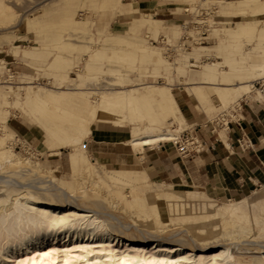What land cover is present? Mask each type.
<instances>
[{"label":"bare ground","instance_id":"1","mask_svg":"<svg viewBox=\"0 0 264 264\" xmlns=\"http://www.w3.org/2000/svg\"><path fill=\"white\" fill-rule=\"evenodd\" d=\"M61 1V30H69V34L57 37L58 43L53 48L60 53L49 62L50 52L31 48L24 52V58L33 63H47L54 77L70 83L72 88L37 87L33 90L29 87L21 102L31 110L35 126L56 142L54 154L63 149L72 150L68 165L74 177L84 173L101 183L76 185L75 188L80 190L77 197L76 191L63 186L25 185L1 180L0 264L56 261L59 262L55 264H244L233 257L229 249L222 246L208 248L207 243L214 239V235L242 238L255 233L264 237V198L247 197L218 204L203 189L188 187L195 190L179 191L161 182L149 183L146 174L137 169L127 173H105L103 178L88 164L83 140L91 135V122L87 116L95 117L98 112L101 120L103 115L110 117L126 111L127 117L123 119L131 123L132 148L171 144L179 134L187 131H181L187 126L170 87L136 84L131 89H124L122 84L130 71L150 72L153 78L175 71L178 77L187 79L185 87L191 90L193 99L205 115L218 111L212 102L213 97L220 99L223 105L238 104L251 93L255 82L264 80V2L201 0L202 5L216 3L225 14H241L251 20L237 18L235 27L215 32L218 39L215 47H201L186 54L178 61L184 65L173 67L158 50L146 47V43L137 37L142 27H146L152 38L162 31L151 18L141 17L138 9L120 12V15L131 18L128 35L104 31L94 33L95 25L89 17L84 26H79L75 16L98 11L106 0ZM2 11L3 7L0 13ZM45 15L28 21V28L42 29ZM260 24L263 28L258 27ZM165 35L176 39L179 34L170 31ZM95 43L119 54L104 57L90 52ZM210 51L221 63L185 64L189 58L198 60ZM85 55L88 60H85L83 70L75 79L70 78L71 71L79 69V63L83 61L77 59L74 63L71 56ZM220 64L227 69L221 70ZM99 78L107 80V90L100 92L95 87ZM87 84L92 88L84 89ZM10 94L16 96V103L19 102L18 90L5 92L0 98V114L8 106ZM95 95L99 97L97 104L90 101ZM136 123L143 125L135 127ZM175 123L177 129L167 128ZM6 130L7 134L0 138V170L24 165L18 155L4 148L12 136V132ZM122 185L131 188L130 200L121 194L119 186ZM102 189L108 196L119 198L133 216L143 220L142 227L130 231L115 217L103 220L93 208L99 207L95 204L103 199L96 191ZM159 207L164 210L160 211ZM175 221L186 227L189 240L180 233L169 231ZM210 250L219 252L206 257ZM186 252H197L201 257L188 256ZM258 255L261 260L257 264H264V247L260 248Z\"/></svg>","mask_w":264,"mask_h":264},{"label":"rangeland","instance_id":"2","mask_svg":"<svg viewBox=\"0 0 264 264\" xmlns=\"http://www.w3.org/2000/svg\"><path fill=\"white\" fill-rule=\"evenodd\" d=\"M201 0H193L192 2H182L178 0H106L100 5L98 11L77 13L75 21L79 26H84L87 18L95 25L93 32L104 31L105 33L119 32L121 35H128L130 28L129 23L131 18L126 15H120L121 11L128 9H138L141 13V17H149L152 22L162 28L161 33L152 38V35L147 34L146 27L140 28L137 33V37L142 39L146 43V47L155 48L159 51L160 55L173 67L184 65L178 61L183 60L186 54L192 53L195 50H199L201 47H215L218 43V39L215 36L216 33H220L222 29L235 27L236 19L245 20L246 18L251 20V17L238 15L225 14L222 12V7L216 3L202 5ZM209 2H233L236 3L240 0H206ZM264 2V0H260ZM61 0H0V8L3 7L2 13H0V98L5 92L12 90L19 91V102L15 95L10 94L8 97L9 104L0 114V138L7 134L9 129L12 132L11 138L6 142L4 148L12 151L18 155L24 165L8 169L3 168L0 170V182L10 181L18 182L25 185H43V186H63L68 190H74L75 195L79 196L78 189L75 186H88L95 183H101V181L92 179L84 173H80L77 177H74L73 172L69 168L68 158L71 149H63L59 151V154H54V146L56 142L51 140L43 131L35 126L34 120L31 117V110L26 108L21 100L24 97L25 90L31 87L35 90L37 87L55 89L61 87L65 89L70 87V83L62 81L52 74L51 70L47 67V63H33L24 58V52L31 48H38L50 52L49 62L53 61L54 56L59 54L60 51L53 48L58 43L57 37L62 34L67 37L69 30L63 32L61 30ZM166 7L167 9H165ZM167 10V11H166ZM168 13V14H167ZM47 14V15H45ZM44 22L42 29H29L28 21L40 16H44ZM106 16V18H105ZM258 27L263 28L260 24ZM176 31L178 32V38L173 39L172 35H165L166 32ZM170 39V40H169ZM203 39V40H202ZM250 48V47H246ZM90 52L100 53L104 57H111L119 52L110 48H103L102 44L95 43L91 46ZM63 54V53H62ZM66 55V54H65ZM10 57L22 65L23 72H19L14 76L12 71L18 72L15 69L8 70L4 57ZM67 56V55H66ZM74 63L77 59H82L79 63V69L74 68L69 74L70 78L75 79L80 71L83 70L85 60H88V56L77 57L71 56ZM186 60V59H185ZM191 64L195 62L204 64H217L221 63L218 57L210 51L208 55H204L198 60L189 58ZM200 64V65H201ZM19 67V66H18ZM187 72L189 68H184ZM220 69L225 71L227 68L224 64H220ZM126 79L122 84L124 89H131L136 84L138 85H153L157 88L169 86L171 93L176 97L181 91H185L190 97L191 90L185 85L187 79L178 77L175 71H171L170 75H164L163 73L156 78H153L150 72L145 74H139L138 72H128ZM104 78H99L94 83L95 87L102 92L107 90L108 83ZM132 81V82H131ZM92 84V83H89ZM84 85V89L92 88L91 85ZM10 88V90H9ZM72 88V87H70ZM253 94L260 98H264V80H259L253 84V88L250 89ZM250 96L248 94L246 97ZM193 98V97H192ZM92 103L97 104L99 97L97 95L90 99ZM213 104L218 111L210 114V120L216 118L222 111L227 113L235 105L226 103L223 105L221 100L217 97H213ZM230 108V109H229ZM95 117L87 116L89 119L91 131L94 128L105 129L108 131L121 129L125 136L123 141L124 147H122L123 156L132 155L133 153L141 152L145 148H132L130 141L132 140L130 125L131 123L123 118L127 117L126 111L121 114H115L110 117L106 115L102 116L99 120L100 113ZM122 124L123 127H120ZM142 123H136L135 127H142ZM168 129H177V124L167 126ZM188 130L187 127L181 128ZM180 135V134H179ZM90 140V136L85 138L83 145ZM122 140H117L121 142ZM172 145V144H171ZM85 149V148H84ZM94 150V151H92ZM104 150V149H103ZM92 152L97 151V147L93 146L88 150L85 149L87 155L88 164L91 165L95 172L103 175L105 173H127L132 169L139 171L137 164H124L118 160H124L123 157L109 158L107 162L104 159L99 160L92 156ZM129 161V157L125 158ZM152 184H158V182L149 181ZM132 186V185H131ZM121 188V194L125 195L126 200H130L129 193L130 187L128 185L119 186ZM137 188V187H136ZM175 190L187 191L195 190L188 187L173 186ZM164 189V188H162ZM161 189V190H162ZM101 195L95 206L103 220L108 221V217L112 216L117 218L121 224L129 227L130 231L135 228H141L144 221L133 216L132 213L125 207L124 203L119 198L114 196H108L105 190H96ZM205 193L217 201L218 204L227 203L230 201H239V198H215L214 195L208 191ZM250 199H263L264 195L260 192H255L251 195ZM245 197H242V199ZM160 211L164 209L159 207ZM110 224V222H108ZM169 231L180 233L183 237L189 240L187 237V229L183 226L182 222L175 221L171 224ZM214 235V239L207 243L208 248H214L222 246L230 250L233 257L242 260L244 264H257L261 257L258 255L260 248L264 247V237L257 236L255 233L246 235L242 238H228ZM199 252V251H198ZM219 250H210L206 257L213 255ZM188 256H194L196 258L201 257L199 253L189 254ZM59 261H56L57 263ZM55 263H38V264H55Z\"/></svg>","mask_w":264,"mask_h":264},{"label":"crops","instance_id":"3","mask_svg":"<svg viewBox=\"0 0 264 264\" xmlns=\"http://www.w3.org/2000/svg\"><path fill=\"white\" fill-rule=\"evenodd\" d=\"M4 60L9 71L19 69L18 72L12 71L14 76L24 71L22 65L10 57L5 56ZM176 100L188 130L205 144L204 153L186 158L177 148L165 143L146 147L125 157L121 155L124 132L121 129L108 131L100 128L92 129L90 140L84 148L97 147L99 152H92L91 155L99 160L106 158L104 162L111 157H123L124 160L118 161L137 164L149 181L203 189L218 199H242L255 192L263 194L264 98L251 92L250 96L240 100L239 110L227 130L214 125L219 115L210 120V116L202 113L199 104L185 91H181ZM241 135L251 141L252 151H240L236 141ZM127 157L129 161L125 159Z\"/></svg>","mask_w":264,"mask_h":264},{"label":"built area","instance_id":"4","mask_svg":"<svg viewBox=\"0 0 264 264\" xmlns=\"http://www.w3.org/2000/svg\"><path fill=\"white\" fill-rule=\"evenodd\" d=\"M186 65L192 66L190 61L185 63ZM239 110L238 104L232 107L230 110L219 114L217 121L215 122L216 127H220L224 130L228 129L229 124L232 119L236 116L237 111ZM238 148L241 152H248L253 150V145L251 141L245 136L241 135L240 139L236 141ZM172 146L177 148L179 152L184 155V157H189L190 155L198 156L205 152L206 146L203 142L197 139L196 136L192 134L189 130L183 132L179 137L171 143Z\"/></svg>","mask_w":264,"mask_h":264}]
</instances>
